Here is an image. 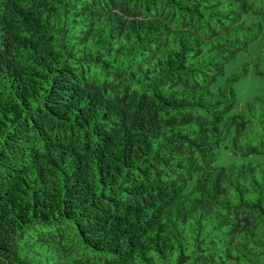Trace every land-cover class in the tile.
I'll list each match as a JSON object with an SVG mask.
<instances>
[{"label":"trees","instance_id":"1","mask_svg":"<svg viewBox=\"0 0 264 264\" xmlns=\"http://www.w3.org/2000/svg\"><path fill=\"white\" fill-rule=\"evenodd\" d=\"M255 20L247 22L244 14ZM264 0H0V264H264V94L226 64Z\"/></svg>","mask_w":264,"mask_h":264},{"label":"rangeland","instance_id":"2","mask_svg":"<svg viewBox=\"0 0 264 264\" xmlns=\"http://www.w3.org/2000/svg\"><path fill=\"white\" fill-rule=\"evenodd\" d=\"M244 19L247 22L256 19V16L252 13L244 14ZM261 38L258 37L250 42L248 50L239 51L234 58H232L225 66V74L219 76L214 87L223 85L227 78L242 70L245 63L247 67V73L243 74L234 82V87L237 95V102L231 113L238 112L242 105L247 100H252L256 95L264 94V76L260 75L255 70L254 59L260 52ZM258 161H264L263 154H251L242 155L235 153L232 150L230 137L221 143L217 149V157L215 165H232L240 163H256Z\"/></svg>","mask_w":264,"mask_h":264}]
</instances>
